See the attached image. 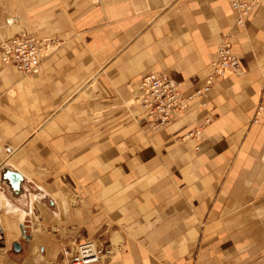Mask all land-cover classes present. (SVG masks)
<instances>
[{"label":"crops","instance_id":"0c3cea01","mask_svg":"<svg viewBox=\"0 0 264 264\" xmlns=\"http://www.w3.org/2000/svg\"><path fill=\"white\" fill-rule=\"evenodd\" d=\"M236 20L229 0H0V43L57 39L32 74L0 59V264H67L90 238L104 264H264V0ZM224 40L244 74L152 130L143 74L187 94Z\"/></svg>","mask_w":264,"mask_h":264},{"label":"built area","instance_id":"2783aa9c","mask_svg":"<svg viewBox=\"0 0 264 264\" xmlns=\"http://www.w3.org/2000/svg\"><path fill=\"white\" fill-rule=\"evenodd\" d=\"M229 2L236 12L237 24L242 26L248 13L260 0H229ZM12 20L13 18L7 21L10 23ZM51 40L53 39L47 37L37 38L27 31L17 32L1 40L0 58L13 63L23 75L36 72L42 58L53 50L49 45ZM218 46L204 82L187 94L182 89V81L173 75L160 71L143 74L138 84L140 93L136 97V103L142 108L143 118L152 130H159L172 123L186 106L187 100L202 96L214 85L217 77L230 73L236 76L244 74L245 68L234 53L230 41L224 40ZM262 88L259 109L264 107V74ZM201 136V128L195 127L189 129L182 137L183 139H199ZM113 250L112 245H104L103 242L90 238L75 245H64L61 255L62 260L67 264H104L106 257Z\"/></svg>","mask_w":264,"mask_h":264},{"label":"rangeland","instance_id":"374dc122","mask_svg":"<svg viewBox=\"0 0 264 264\" xmlns=\"http://www.w3.org/2000/svg\"><path fill=\"white\" fill-rule=\"evenodd\" d=\"M14 34H16V33H14ZM13 35V34H12ZM8 37H10V36H8ZM6 38V37H5ZM40 38H46V37H40ZM3 39V38H2ZM55 40H57V39H53V40H51V42H50V44H49V42H47V44H49L50 45V48H53V42L55 41ZM50 54V53H49ZM48 54V55H49ZM47 56V55H46ZM45 57V56H44ZM43 57V58H44ZM42 58V59H43ZM1 59V58H0ZM42 61V60H41ZM41 64V63H40ZM32 73H34V72H31V73H28V74H32ZM26 76V75H25ZM261 98H262V96H261ZM136 101V100H135ZM163 128V127H162ZM159 129H161V128H159ZM155 131V130H154ZM182 139H183V137H182ZM94 239V238H93ZM84 240H87V239H84ZM95 240H98V241H100V242H103L104 243V245L106 244V245H113V244H111L109 241H103V240H99V239H95ZM82 242V241H81ZM77 243H79V242H77ZM65 245H72V243L71 244H65ZM75 245V244H74ZM64 246V245H63ZM63 246H62V248H63ZM62 251V250H61ZM61 255V254H60ZM62 256V255H61ZM61 260H62V257H61Z\"/></svg>","mask_w":264,"mask_h":264},{"label":"water","instance_id":"95a60500","mask_svg":"<svg viewBox=\"0 0 264 264\" xmlns=\"http://www.w3.org/2000/svg\"><path fill=\"white\" fill-rule=\"evenodd\" d=\"M8 173H9V174H12V173H13V174H14V176L16 175L17 177H18V176H20V174H19L18 172H15V173H14V172H5V174H8ZM21 227H22V231L24 232V235H25V236H27V234H25V232H26V229H25L24 225H23V224H21ZM15 246H16V248H18V246H19V243H18V242H17V243H15Z\"/></svg>","mask_w":264,"mask_h":264},{"label":"bare ground","instance_id":"6f19581e","mask_svg":"<svg viewBox=\"0 0 264 264\" xmlns=\"http://www.w3.org/2000/svg\"><path fill=\"white\" fill-rule=\"evenodd\" d=\"M12 18H13V20L15 19V17H11V18H9L8 20H10V19H12ZM13 20H12V21H13ZM12 21H10V22H12ZM45 57H46V56H45Z\"/></svg>","mask_w":264,"mask_h":264}]
</instances>
